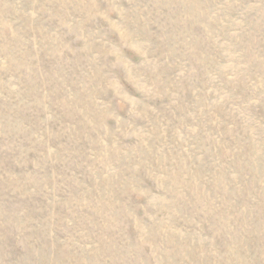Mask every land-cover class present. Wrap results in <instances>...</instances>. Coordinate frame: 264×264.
Returning <instances> with one entry per match:
<instances>
[{
    "label": "rangeland",
    "instance_id": "1",
    "mask_svg": "<svg viewBox=\"0 0 264 264\" xmlns=\"http://www.w3.org/2000/svg\"><path fill=\"white\" fill-rule=\"evenodd\" d=\"M0 264H264V0H0Z\"/></svg>",
    "mask_w": 264,
    "mask_h": 264
}]
</instances>
